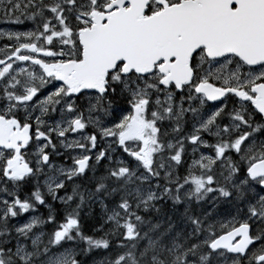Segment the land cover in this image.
<instances>
[{
	"label": "snow or ice",
	"instance_id": "1",
	"mask_svg": "<svg viewBox=\"0 0 264 264\" xmlns=\"http://www.w3.org/2000/svg\"><path fill=\"white\" fill-rule=\"evenodd\" d=\"M0 19V264H264V0Z\"/></svg>",
	"mask_w": 264,
	"mask_h": 264
},
{
	"label": "flooded vegetation",
	"instance_id": "2",
	"mask_svg": "<svg viewBox=\"0 0 264 264\" xmlns=\"http://www.w3.org/2000/svg\"><path fill=\"white\" fill-rule=\"evenodd\" d=\"M17 27L16 25H10V24H7L5 23L2 19H0V31H10V29H12L11 31L13 30H17ZM20 28H26L28 27L27 24L26 25H21L19 26ZM3 41H0V44H2ZM62 158L58 159V160H61Z\"/></svg>",
	"mask_w": 264,
	"mask_h": 264
},
{
	"label": "rangeland",
	"instance_id": "3",
	"mask_svg": "<svg viewBox=\"0 0 264 264\" xmlns=\"http://www.w3.org/2000/svg\"><path fill=\"white\" fill-rule=\"evenodd\" d=\"M27 26L29 27L30 24H27ZM11 30H12V29H10V31H11ZM57 162L60 163V162H62V160H57Z\"/></svg>",
	"mask_w": 264,
	"mask_h": 264
}]
</instances>
